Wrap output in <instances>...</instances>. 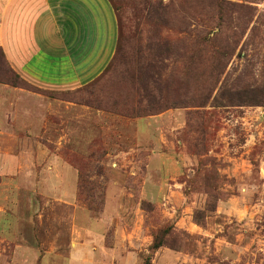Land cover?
Here are the masks:
<instances>
[{
    "label": "rangeland",
    "instance_id": "rangeland-1",
    "mask_svg": "<svg viewBox=\"0 0 264 264\" xmlns=\"http://www.w3.org/2000/svg\"><path fill=\"white\" fill-rule=\"evenodd\" d=\"M115 1L119 47L100 78L21 83L58 109L44 142L76 177L89 160V186L74 212L51 194L53 164L0 177V264H83L68 257L74 219L90 253L106 237L129 264H144L150 230L168 244L153 264H264V0Z\"/></svg>",
    "mask_w": 264,
    "mask_h": 264
},
{
    "label": "crops",
    "instance_id": "crops-1",
    "mask_svg": "<svg viewBox=\"0 0 264 264\" xmlns=\"http://www.w3.org/2000/svg\"><path fill=\"white\" fill-rule=\"evenodd\" d=\"M118 40L119 22L110 0H0V47L10 67L39 90L70 92L92 84L112 62ZM70 105L73 116L89 111ZM57 110L40 93L0 84V177L4 183L8 178L23 181L31 178L30 165L53 164L51 194L75 212L80 208L78 175L44 142L46 133L59 126L52 118L59 115ZM43 172L39 187L46 180L43 174L48 173L47 169ZM71 233L69 258L83 264L118 263L120 256L116 249L108 250L106 237L101 254L96 255L88 250L87 242L93 237L82 236L75 219ZM120 258L121 264H129L132 254L126 261Z\"/></svg>",
    "mask_w": 264,
    "mask_h": 264
},
{
    "label": "trees",
    "instance_id": "trees-1",
    "mask_svg": "<svg viewBox=\"0 0 264 264\" xmlns=\"http://www.w3.org/2000/svg\"><path fill=\"white\" fill-rule=\"evenodd\" d=\"M204 1H209L211 2V9H213V5L214 3H216L215 0H204ZM112 6L114 7L115 11L117 9V4H115V0H110ZM214 24L213 21L209 23L208 26L205 27V30H204V35H203V38H202V41H203V45L205 48H211L212 49V46L214 44V41L216 39H214L217 35V33H215L216 29L214 27H211V25ZM218 26V25H217ZM227 39H230V38H227ZM226 39V40H227ZM119 41H120V38H119ZM118 47H119V42H118ZM230 51V48L227 47L226 50L223 52V63H219V66L221 67V69L224 67V61H226V59H228L229 56L232 55V51L231 53L229 52ZM213 59L215 60V57H213ZM219 66L216 67V71L220 73V70H219ZM108 69V68H107ZM25 85H28V83H26L11 67L10 65L8 64L7 60H6V57H5V54H4V51L3 49L0 47V84H5V85H10L12 87H18V88H24L26 89L24 86H22L23 84ZM215 101H217L215 99ZM207 102L208 101H204L202 104H201V107H207ZM231 103H238L240 105H245V104H249L247 103V101H237V102H233V101H230ZM217 105L220 104V101L218 100L216 102ZM89 161V160H88ZM86 160L85 164L83 165V168L80 167V170L78 171V183H77V197L78 199H81V197L83 196V191H85L87 189V187L89 186V174L88 172H86V168L88 166V162ZM219 201V200H218ZM217 205H218V202L216 204V208H217ZM150 233H151V236H153V243L152 245L150 246V254L144 259V264H153L152 262V259L155 255V253L164 248V247H168V244L164 241V239L162 238V235L159 234L157 232H153V230H150ZM174 249V248H173ZM175 250V249H174Z\"/></svg>",
    "mask_w": 264,
    "mask_h": 264
}]
</instances>
